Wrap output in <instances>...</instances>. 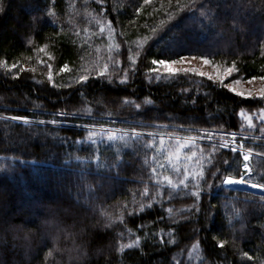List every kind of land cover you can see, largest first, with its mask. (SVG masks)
Wrapping results in <instances>:
<instances>
[{"label":"trees","instance_id":"1","mask_svg":"<svg viewBox=\"0 0 264 264\" xmlns=\"http://www.w3.org/2000/svg\"><path fill=\"white\" fill-rule=\"evenodd\" d=\"M185 57L264 80V0H0V115L63 124L0 119V264H264V192L221 183L243 176L239 153L192 141L169 159L175 139L80 128L257 136L243 148L264 156V98L148 71Z\"/></svg>","mask_w":264,"mask_h":264},{"label":"rangeland","instance_id":"2","mask_svg":"<svg viewBox=\"0 0 264 264\" xmlns=\"http://www.w3.org/2000/svg\"><path fill=\"white\" fill-rule=\"evenodd\" d=\"M181 62L177 63V64H171L170 67L173 69H180V68H192V69H196L197 72H204V73H208L209 75H211L213 77V79L209 80L207 76H200L197 74V72H177L175 74H179V75H184V76H188L191 77L193 79H195L197 82H211L214 85L217 84L219 86L225 87V85H228L229 87H225L228 90L230 88H234L235 91H231L229 90L231 93L236 94L238 96H241L243 98H253V99H257V98H264L261 97L259 95L260 91L262 89H264V80H260V79H255V80H250V81H242V79L240 77L235 76V72L233 71L231 73V75H225L224 74V68L223 66H218L219 69V78H217L218 76V72H217V68L213 67V64H205L204 61L201 58H192V57H185L180 59ZM156 68L158 69L157 74L159 75H173L170 74L168 72L165 71V69L163 68L162 65H156ZM234 81H239V83H234ZM243 92L244 95H239L238 93ZM249 93H251V95H249ZM8 95H11L12 97H14L13 94L8 93ZM1 96H0V100H1ZM39 113V112H36ZM35 113V116H38ZM14 116H5V115H0V119L2 120H7L22 126L25 125H50V126H59L60 124L63 125L60 122H54L52 120H45V119H37V118H26V119H13ZM255 117V116H254ZM256 122L259 123H264V119H261V113L258 116V118L256 119ZM59 124V125H58ZM64 125H68V124H64ZM80 128H84V129H91L93 131H97L100 133H114L115 135H120V134H126V135H132L131 130L129 129H125V128H116L115 126H106V125H101V126H96V127H80ZM136 130V129H135ZM137 133L142 134L140 136H146V137H158L161 138V135H163V139H170L169 137H171V139H175L179 137L180 141H187L189 139H191V141H193L194 139L192 137H186V136H176L173 134H162V133H156V132H151V131H138L136 130ZM150 133H155L156 135H149ZM133 136V135H132ZM241 139V140H236V139ZM2 139L4 142L7 143H15L16 141H13V139L7 135L6 132L3 133L2 135ZM259 140V138L257 136H238V135H234V134H229L228 138H223L221 140H218L216 142L211 141L210 139H199L201 141H206L209 140L208 142H211L221 148H228L231 149V151H233V149H236V151L233 152H237L239 153L242 157L244 154H249V150L244 149L243 147V141L242 140ZM29 141L28 139H25L24 141H20L19 143H25ZM251 154V155H250ZM249 154V160L245 161L246 163H248L249 167H250V158L252 157V155H256L254 152H250ZM257 156H261L264 157L263 155H257ZM244 168V167H243ZM243 171V170H242ZM244 171L247 172V170L244 168ZM243 171V172H244ZM245 173V172H244ZM246 185H249L248 183H237V184H232V185H224L222 184V186L226 189L229 190H234V189H238V188H245ZM257 190V188H255ZM254 191V190H251ZM54 193V192H52ZM59 194V193H58ZM54 202H56L55 196L52 198ZM91 203L92 200H90ZM78 203H81L82 205L85 204V202L82 200H77ZM94 209V208H92ZM91 208H88V211L93 214L94 210H92ZM52 231L53 230H57V232L60 234L61 230L57 229L56 226H52Z\"/></svg>","mask_w":264,"mask_h":264},{"label":"snow or ice","instance_id":"3","mask_svg":"<svg viewBox=\"0 0 264 264\" xmlns=\"http://www.w3.org/2000/svg\"><path fill=\"white\" fill-rule=\"evenodd\" d=\"M145 2L147 3L148 0H145ZM189 3L191 4V3H192V0H189ZM202 15H204V13H202ZM169 18H171V17H169ZM102 30H103V28H102ZM153 31H155V30H153ZM116 47H119V45H116ZM181 59H182V58H181ZM201 59L204 61L205 64H210V63H212V62H211L210 60H208L206 57H201ZM180 62H181V60H163V59H160V60L153 59V60H152V64H153V65H157V64H158V65H162L166 72H168V73H170V74H173V75H174L175 73H177V72H197L196 69H192V68H186V69H185V68L173 69V68L170 67L171 64H177V63H180ZM134 63H135V61H133V64H134ZM12 67H14V65H12ZM50 67H51V66H49V68H50ZM213 67H214V68H217V72H218V76H217V78H219V69H218V66L215 65V64H213ZM66 68H67V65H64L63 68L61 69V71H63V70L66 69ZM106 70H107V65H105V66H104V70L98 72L97 75L104 76ZM236 70H237V69H236V66H235V64L233 63V65H232L231 67H228V68L224 69V74H225V75H231V73H232L233 71H236ZM148 71H149V72H157L158 69L150 68V69H148ZM197 74L200 75V76H207L209 80L213 79V77H212L211 75H209L208 73L197 72ZM157 78H159V77H157ZM260 78H261V79H264V77H260ZM48 79H49V81H51V72H49ZM87 79H88V76H87V75H81V76L79 77V80H80V81H86ZM126 79H127V73L125 74L124 78L122 79V82H124V80H126ZM253 79H255V77H254ZM234 83H239V81H234ZM225 87H229V86H228V85H225ZM229 90H231V91H235L234 88H230ZM238 94H239V95H244L243 92L238 93ZM249 95H251V93H249ZM259 95H260L261 97H264V89H262V90L260 91ZM145 103H151V101L148 100V99L146 98V99H145ZM135 107H136V108H140L141 105H140V104H136ZM260 111H261V119H264V109H261ZM241 114L243 115V113H241ZM13 119H17V120H19V119H26V118H24V117H13ZM245 119L248 121L249 126H252V120H251V118L248 117V116H245ZM131 133H132L133 136H136L137 138H139V136L142 135V134L137 133L135 129H131ZM95 135H97V133H96L95 131H91V132H89V139L93 138ZM149 135L151 136V135H156V134H155V133H150ZM107 138H108L109 140H114V139H116V136H115L114 133H108ZM169 138L171 139V137H169ZM176 139H177L178 147L175 148V152H174V153H173L172 151H169V153H168V157H167V158H169V159H171L173 155H175L176 157H178V156H179V153H180V150H181L182 148H185L188 144H190V143L192 142L191 139H189V140L185 141L184 143H180V138L177 137ZM160 145H161V146L164 145L163 135H161ZM147 147H152V143H151V141H149V143L147 144ZM233 151H236V149H233ZM250 152H251V150H249V153H250ZM193 155H195V153H193ZM186 158H189V159H190L191 157H186ZM243 158H244L245 161H248V160H249V154H244V155H243ZM243 167H244L246 170L251 171V169L249 168L248 163H244V164H243ZM153 171H154V170H153ZM163 179L166 180V181L168 182L169 185L174 186V185H172V181H171V179H170L169 177L165 176V177H163ZM184 183H185V182H184L183 180L180 181V184H184ZM221 183L224 184V185H232V184H235V183H248V181H247V180H244L243 178L235 179V178H233L232 176H226V177H224V178L221 180ZM185 186H187V185H185ZM252 187L264 189V183H256V184H253ZM141 207L143 208L144 205H141ZM169 211H171V210H169ZM138 243H139V237H137V239H136L135 241H133V244H138ZM224 244H225V241H224V240H220V241H219V245H220V247H223ZM126 247H129V248H130L131 245H120V249H119V250H120V251H123L124 248H126ZM48 255H51V252H49ZM242 256H243V257H248V259H251V257L248 256V253H247V252H243V253H242Z\"/></svg>","mask_w":264,"mask_h":264},{"label":"water","instance_id":"4","mask_svg":"<svg viewBox=\"0 0 264 264\" xmlns=\"http://www.w3.org/2000/svg\"><path fill=\"white\" fill-rule=\"evenodd\" d=\"M251 188H253V187L248 185L247 188H238V189H235V190L243 191V192H251V193L257 194V192L251 191Z\"/></svg>","mask_w":264,"mask_h":264},{"label":"bare ground","instance_id":"5","mask_svg":"<svg viewBox=\"0 0 264 264\" xmlns=\"http://www.w3.org/2000/svg\"><path fill=\"white\" fill-rule=\"evenodd\" d=\"M235 184H237V183H235ZM246 188H247V186H245Z\"/></svg>","mask_w":264,"mask_h":264}]
</instances>
